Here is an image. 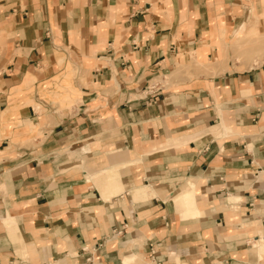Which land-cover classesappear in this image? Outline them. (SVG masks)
<instances>
[{
  "label": "crops",
  "instance_id": "1",
  "mask_svg": "<svg viewBox=\"0 0 264 264\" xmlns=\"http://www.w3.org/2000/svg\"><path fill=\"white\" fill-rule=\"evenodd\" d=\"M0 264H264V0H0Z\"/></svg>",
  "mask_w": 264,
  "mask_h": 264
}]
</instances>
